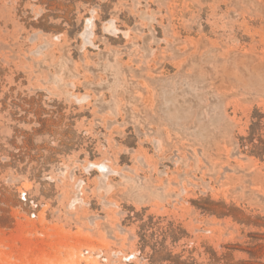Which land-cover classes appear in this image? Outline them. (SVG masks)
<instances>
[{
  "label": "rangeland",
  "instance_id": "1",
  "mask_svg": "<svg viewBox=\"0 0 264 264\" xmlns=\"http://www.w3.org/2000/svg\"><path fill=\"white\" fill-rule=\"evenodd\" d=\"M0 264H264V0H0Z\"/></svg>",
  "mask_w": 264,
  "mask_h": 264
}]
</instances>
